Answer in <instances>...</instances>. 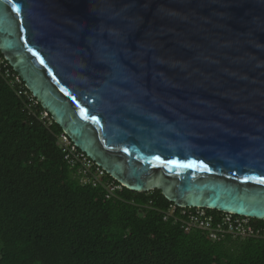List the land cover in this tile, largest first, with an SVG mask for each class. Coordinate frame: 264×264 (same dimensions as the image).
<instances>
[{"label": "water", "instance_id": "water-1", "mask_svg": "<svg viewBox=\"0 0 264 264\" xmlns=\"http://www.w3.org/2000/svg\"><path fill=\"white\" fill-rule=\"evenodd\" d=\"M0 53L121 186L264 220V0H0Z\"/></svg>", "mask_w": 264, "mask_h": 264}, {"label": "trees", "instance_id": "trees-1", "mask_svg": "<svg viewBox=\"0 0 264 264\" xmlns=\"http://www.w3.org/2000/svg\"><path fill=\"white\" fill-rule=\"evenodd\" d=\"M44 111L0 70V264H264L262 219L249 218L259 235L210 237L163 218L173 204L157 188L108 195L81 182Z\"/></svg>", "mask_w": 264, "mask_h": 264}, {"label": "built area", "instance_id": "built-area-1", "mask_svg": "<svg viewBox=\"0 0 264 264\" xmlns=\"http://www.w3.org/2000/svg\"><path fill=\"white\" fill-rule=\"evenodd\" d=\"M0 70L6 83L15 88L17 95L26 96L28 100H32L31 94L20 85L18 75L10 71L7 61L3 57H0ZM47 116V112H42V117ZM58 138L63 158L70 166L75 167L81 182L90 184L93 187H102L108 195H112L113 191L120 187L118 182L113 181L114 179H107V173L94 160L78 149L66 134L62 132ZM176 206L175 204L170 205L164 211L163 218L174 217L185 230L197 228L206 232L210 237L224 234L244 237L254 233L259 235L263 231L262 229H254L249 217L246 216L221 211L215 214L208 211L207 208L188 206H179L178 215H175Z\"/></svg>", "mask_w": 264, "mask_h": 264}, {"label": "snow or ice", "instance_id": "snow-or-ice-1", "mask_svg": "<svg viewBox=\"0 0 264 264\" xmlns=\"http://www.w3.org/2000/svg\"><path fill=\"white\" fill-rule=\"evenodd\" d=\"M35 55V53H33ZM41 63H43V61H41ZM262 183H264V180L261 181Z\"/></svg>", "mask_w": 264, "mask_h": 264}]
</instances>
